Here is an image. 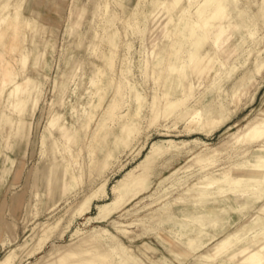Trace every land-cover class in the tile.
<instances>
[{"label": "rangeland", "instance_id": "obj_1", "mask_svg": "<svg viewBox=\"0 0 264 264\" xmlns=\"http://www.w3.org/2000/svg\"><path fill=\"white\" fill-rule=\"evenodd\" d=\"M8 254L264 264V0H0Z\"/></svg>", "mask_w": 264, "mask_h": 264}, {"label": "crops", "instance_id": "obj_2", "mask_svg": "<svg viewBox=\"0 0 264 264\" xmlns=\"http://www.w3.org/2000/svg\"><path fill=\"white\" fill-rule=\"evenodd\" d=\"M22 60H23V62L25 63V61H26V55H24V54L22 55ZM4 119H5V121L8 120L7 116H5ZM51 169H52V168H51ZM51 169H50V171H51ZM86 209H87V208H85V210H86ZM8 255H9V254H8ZM8 255L5 256V257H3V258H4V259L7 258ZM10 256H11V255H10ZM3 258L0 260V264H1L2 261L4 260ZM10 258H11V257H10ZM98 260H99V258L95 259L94 262H93L92 264L98 263ZM81 261H83L81 264H84V259H83V258L81 259ZM81 261H80V262H81ZM88 263H89V262H88Z\"/></svg>", "mask_w": 264, "mask_h": 264}, {"label": "bare ground", "instance_id": "obj_3", "mask_svg": "<svg viewBox=\"0 0 264 264\" xmlns=\"http://www.w3.org/2000/svg\"><path fill=\"white\" fill-rule=\"evenodd\" d=\"M4 84H6V83H5V82L2 83V87H3ZM83 203H84V199H83V200H80V202H79L80 206H81ZM10 257H11V256H10V254H9L8 257L5 258V259L2 261L1 264H7V263L9 262Z\"/></svg>", "mask_w": 264, "mask_h": 264}]
</instances>
